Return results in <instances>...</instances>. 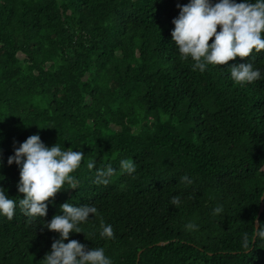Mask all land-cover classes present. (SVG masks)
Returning <instances> with one entry per match:
<instances>
[{"label": "trees", "instance_id": "1", "mask_svg": "<svg viewBox=\"0 0 264 264\" xmlns=\"http://www.w3.org/2000/svg\"><path fill=\"white\" fill-rule=\"evenodd\" d=\"M187 3L0 0V187L17 199L12 220L0 215V264H42L60 238L43 225L65 202L97 208L69 239L112 264H264V240L242 246L254 217L264 225V50L193 71L171 37ZM248 62L261 78L235 83L229 67ZM34 134L85 156L77 188L65 184L37 219L21 212L7 163ZM125 159L136 172L121 171ZM108 165L109 183H95Z\"/></svg>", "mask_w": 264, "mask_h": 264}, {"label": "clouds", "instance_id": "2", "mask_svg": "<svg viewBox=\"0 0 264 264\" xmlns=\"http://www.w3.org/2000/svg\"><path fill=\"white\" fill-rule=\"evenodd\" d=\"M179 15L173 19L172 41L182 59L191 58L193 71L204 72L208 65L227 66L237 58L250 57L255 50H264V0H189L186 5H177ZM219 29V30H218ZM210 41H212L210 43ZM232 80L237 84L252 83L261 78V72L254 69L251 62L229 67ZM43 130V129H41ZM85 156L81 151L72 148H61L58 143L46 146L37 134L29 136L15 148L14 155L8 158V165L15 163L19 167L18 192L23 195L18 205L21 212L29 218L45 217L48 202L55 199L61 191L75 190L79 181L71 175L82 164ZM2 166V152H0ZM121 171L127 174L136 172L133 159L120 162ZM95 163L89 161L88 169ZM115 174L111 165L97 170L95 183L107 185L109 177ZM181 182L191 183L185 175ZM171 204L179 206L180 196H173ZM17 208V199L10 198L5 189L0 187V215L12 220ZM63 213L53 216L50 222L43 225L48 231L59 234L54 240L50 253L46 254L42 264H112L103 247L88 249L78 240H70L71 233H82L80 224L89 220V216L98 214L92 205L74 206L65 202L60 206ZM221 207L215 209L219 214ZM255 223L260 224L254 217ZM188 230L196 229L194 223H188ZM102 238L114 239L111 225L101 224ZM264 240V225L255 230L252 237L244 233L243 248L251 250L256 239ZM65 241H68L65 243Z\"/></svg>", "mask_w": 264, "mask_h": 264}, {"label": "water", "instance_id": "3", "mask_svg": "<svg viewBox=\"0 0 264 264\" xmlns=\"http://www.w3.org/2000/svg\"><path fill=\"white\" fill-rule=\"evenodd\" d=\"M261 211H263V209H261ZM259 217H260V214H259ZM258 228H259V224L256 225V230H258Z\"/></svg>", "mask_w": 264, "mask_h": 264}]
</instances>
